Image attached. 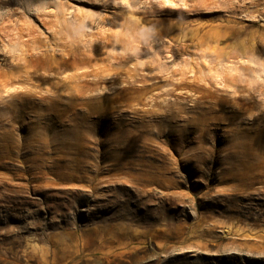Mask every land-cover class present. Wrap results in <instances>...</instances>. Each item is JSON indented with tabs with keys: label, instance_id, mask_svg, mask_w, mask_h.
Here are the masks:
<instances>
[{
	"label": "rangeland",
	"instance_id": "374dc122",
	"mask_svg": "<svg viewBox=\"0 0 264 264\" xmlns=\"http://www.w3.org/2000/svg\"><path fill=\"white\" fill-rule=\"evenodd\" d=\"M0 264H264V0H0Z\"/></svg>",
	"mask_w": 264,
	"mask_h": 264
}]
</instances>
